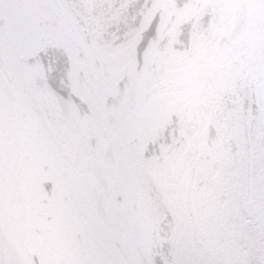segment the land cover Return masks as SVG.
Returning <instances> with one entry per match:
<instances>
[{"label": "water", "instance_id": "1", "mask_svg": "<svg viewBox=\"0 0 264 264\" xmlns=\"http://www.w3.org/2000/svg\"><path fill=\"white\" fill-rule=\"evenodd\" d=\"M79 1L0 0V264H264V0Z\"/></svg>", "mask_w": 264, "mask_h": 264}, {"label": "bare ground", "instance_id": "2", "mask_svg": "<svg viewBox=\"0 0 264 264\" xmlns=\"http://www.w3.org/2000/svg\"><path fill=\"white\" fill-rule=\"evenodd\" d=\"M79 7L88 14V16L97 18L96 14L93 12V9L87 7L79 0H74ZM95 3H98L99 8H97L98 13L111 9L118 4L121 0H93ZM247 130L250 143V156L253 165H260L263 162V157L261 154V140H262V126L257 115V112L254 109L253 105H250L247 112ZM203 168V167H202ZM264 176V175H263ZM207 180V175L205 171L201 170L198 172V184H202ZM198 185H196L197 187ZM196 194L200 197L199 191L196 190ZM155 211L158 220V233L160 238L167 239L170 237L173 224L170 215L166 209L161 205L159 201H155Z\"/></svg>", "mask_w": 264, "mask_h": 264}]
</instances>
